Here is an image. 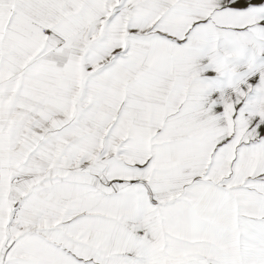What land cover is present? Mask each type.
<instances>
[{"label":"snow or ice","instance_id":"1","mask_svg":"<svg viewBox=\"0 0 264 264\" xmlns=\"http://www.w3.org/2000/svg\"><path fill=\"white\" fill-rule=\"evenodd\" d=\"M0 264H264V0H0Z\"/></svg>","mask_w":264,"mask_h":264}]
</instances>
